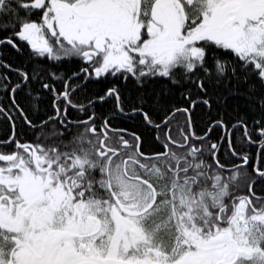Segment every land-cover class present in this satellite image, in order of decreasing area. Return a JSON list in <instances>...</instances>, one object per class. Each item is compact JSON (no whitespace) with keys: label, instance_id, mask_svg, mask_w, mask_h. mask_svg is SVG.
Returning a JSON list of instances; mask_svg holds the SVG:
<instances>
[{"label":"snow or ice","instance_id":"snow-or-ice-1","mask_svg":"<svg viewBox=\"0 0 264 264\" xmlns=\"http://www.w3.org/2000/svg\"><path fill=\"white\" fill-rule=\"evenodd\" d=\"M4 46L0 264H264V0H0Z\"/></svg>","mask_w":264,"mask_h":264},{"label":"trees","instance_id":"trees-1","mask_svg":"<svg viewBox=\"0 0 264 264\" xmlns=\"http://www.w3.org/2000/svg\"><path fill=\"white\" fill-rule=\"evenodd\" d=\"M0 53H2L3 59H7L11 63L15 64L19 62L16 53L9 46H4L0 48ZM0 71H3V69L0 68ZM94 87H98V85Z\"/></svg>","mask_w":264,"mask_h":264}]
</instances>
